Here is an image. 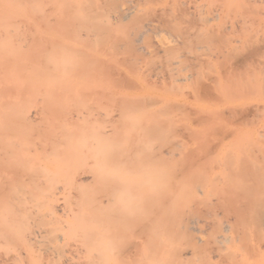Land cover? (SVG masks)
<instances>
[{"label": "rangeland", "instance_id": "1", "mask_svg": "<svg viewBox=\"0 0 264 264\" xmlns=\"http://www.w3.org/2000/svg\"><path fill=\"white\" fill-rule=\"evenodd\" d=\"M24 1L0 0V196L64 241V225L96 217L107 245L92 264H264V0L140 1L128 30L164 44L153 56L113 44L129 21L103 0H38L36 18L17 13ZM78 1L113 27L73 30ZM143 168L164 174L145 196L121 182ZM69 248L63 264H82Z\"/></svg>", "mask_w": 264, "mask_h": 264}, {"label": "bare ground", "instance_id": "2", "mask_svg": "<svg viewBox=\"0 0 264 264\" xmlns=\"http://www.w3.org/2000/svg\"><path fill=\"white\" fill-rule=\"evenodd\" d=\"M140 1L143 0H103L102 3H104V6H107L109 16L111 19H114L115 22L118 21L122 23L123 21H129L118 26L122 29L123 33L127 35L130 34L128 39L114 34L113 44L117 45L116 47H123L128 50L131 49L132 51L142 49L145 54L153 56L164 48V44L157 42V40H149L148 45L141 40L144 30H128L131 21L135 23L134 21L142 17L144 18L145 11L137 7ZM37 3L38 0H25L23 3H17L16 11L17 13H21L26 11L27 7L28 12H32V14L39 13V16L44 17L45 13H41L43 9L37 6ZM83 5V3L78 1L72 2L69 6L68 14H72V18H75V21L72 20L74 24L73 30L89 26L94 32V30L100 31L101 29H110L113 27L110 19L92 21V14L89 12H79L77 15L76 13L81 10V6ZM97 10L98 7L93 8L95 13L98 12ZM89 11H92V9ZM39 16L33 14V18ZM145 24L148 26L151 33L155 35L153 37L158 36L159 32H162L161 28V30H157L158 25L154 23L153 20L147 19ZM66 46L67 47L63 48L64 52H73L77 49L70 45ZM157 64L158 63H153V65ZM25 118L27 119V117ZM93 139L95 140V146H100V140H96L94 137ZM101 151L102 148L99 147L94 154L99 157ZM161 153L169 154L171 153V149L161 150ZM153 154L157 153L150 151L146 155L147 159L152 158ZM101 161L102 159L98 158L95 163L98 164L99 162L101 163ZM112 175H114V173H112ZM163 175V172L158 176V174H153L149 169L143 168L140 169L137 174L125 177L121 182L127 184L139 183L143 187L142 191L145 196V194L155 189L154 187L156 186V181L158 182V177L161 180ZM153 177L155 178L154 181L152 180ZM180 188L185 189L183 185H181ZM35 202L34 205L41 204L38 199ZM19 203H21V199L14 193L0 196V264H63L65 261L64 245L71 247L69 248V252L74 255H76L75 252L79 251L83 253L82 264H92L97 257L103 254L105 250L103 246L107 245L105 240L107 236L106 233L102 232L100 228L97 227L96 223H94V221H97L96 217H87L85 214L79 217V212L78 215L77 213L72 214L73 218L76 219L78 216L81 221L74 224V228H71L72 226L70 225H64V227L67 226L66 231L69 236L74 239V241H70L69 239L64 241L61 234L52 233L53 230H56L55 228L52 229L44 225L42 226L43 214L39 213L34 207L31 208L32 206L27 207ZM200 207L201 206L196 205L188 208L184 213L187 217L186 221L192 223L193 221H199L198 215H200L203 210ZM84 216L88 218V220L83 218ZM209 228L210 225L208 224H204V226L200 227L191 225L189 229L193 232L192 242H205L207 240L205 235H207V230ZM177 240H171L170 244L178 243ZM182 250L183 249L179 250L181 252L180 254L188 253V250ZM47 256H51L50 259L46 258Z\"/></svg>", "mask_w": 264, "mask_h": 264}]
</instances>
